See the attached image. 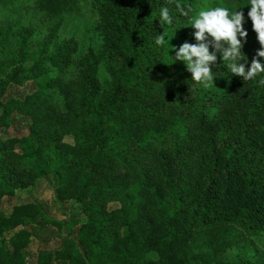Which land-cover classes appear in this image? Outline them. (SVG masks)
Listing matches in <instances>:
<instances>
[{"label": "trees", "instance_id": "16d2710c", "mask_svg": "<svg viewBox=\"0 0 264 264\" xmlns=\"http://www.w3.org/2000/svg\"><path fill=\"white\" fill-rule=\"evenodd\" d=\"M81 1L0 0V12L31 5L49 20L15 28L14 57L0 60V128H27L0 137V264H28L31 237L59 239L30 264H264V72L243 80L216 52L205 86L175 60L197 43L198 12L219 6L244 14L241 63L264 64L250 0H84L100 43L68 77L78 45L60 36L61 15ZM47 176L67 220L31 201L3 212L4 197Z\"/></svg>", "mask_w": 264, "mask_h": 264}, {"label": "rangeland", "instance_id": "374dc122", "mask_svg": "<svg viewBox=\"0 0 264 264\" xmlns=\"http://www.w3.org/2000/svg\"><path fill=\"white\" fill-rule=\"evenodd\" d=\"M82 0L78 5L75 3L72 5L69 11L62 13V25L59 30L60 36L64 38L73 37L78 45L77 54L74 56L75 61L69 67L67 76L73 77L77 71L76 59L81 56L87 48H97L100 43V36L95 28V17L92 11L84 4ZM75 6V7H74ZM33 6L29 5L27 7H19L16 10L10 12L6 9H2L0 12V60H11L13 56L14 44L12 43V33L15 28L19 26H24L27 24L28 20L32 17H38L45 20V15L38 14L33 9ZM44 25H48L49 20L43 21ZM32 85L30 82H26L21 86H17L12 89H8L6 96H22L24 93L31 89ZM27 133V128L18 119L11 123L7 128H0V137L5 138L9 136H20ZM63 140L67 143H72L70 136H65ZM35 202L39 204L44 213L51 218L56 220H67L73 213L71 203L69 201H58L54 194V181L51 176L46 178H38L35 180L34 184L26 187L16 189L12 196L4 197L1 209L5 214H8L11 207L14 204L21 202ZM74 206V205H73ZM78 225V224H77ZM77 225L71 227L69 231H65L64 228L60 231L62 235L68 236L75 232ZM59 238L51 237L46 242H41L35 237H31L27 248L23 251L25 260L28 264L33 263L35 259V254L38 250H48L53 248ZM255 245L260 248V243H255ZM241 249V245L235 244L230 249L231 252H235ZM250 254L254 259H258L256 255L253 254V247L249 244ZM148 256L153 257V254H148ZM260 258V257H259Z\"/></svg>", "mask_w": 264, "mask_h": 264}, {"label": "clouds", "instance_id": "9594fccd", "mask_svg": "<svg viewBox=\"0 0 264 264\" xmlns=\"http://www.w3.org/2000/svg\"><path fill=\"white\" fill-rule=\"evenodd\" d=\"M182 14L187 15V12L182 11ZM248 17L252 21V27L261 45L257 56L264 57V0H250ZM161 19L168 24L172 23L167 8L161 10ZM243 22L242 11L230 14L229 9L219 6L199 11L191 24L196 29L194 36L197 43L184 42L176 51L175 60L184 61L192 80L205 86L208 82L213 83L214 76L210 64L216 62V52L221 53L223 61H230L228 67L232 74L242 77L243 80L255 78L259 73L264 72V64L255 57L250 67L246 68L245 64L241 63L243 45L240 38L246 40L248 35ZM208 37L212 39L208 40ZM156 43L163 44L164 37H157ZM210 45L214 51L209 50Z\"/></svg>", "mask_w": 264, "mask_h": 264}]
</instances>
